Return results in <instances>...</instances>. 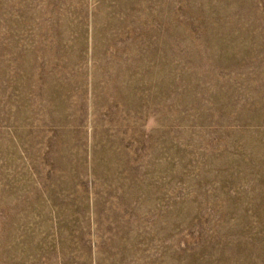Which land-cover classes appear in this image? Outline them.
<instances>
[{
  "label": "rangeland",
  "instance_id": "1",
  "mask_svg": "<svg viewBox=\"0 0 264 264\" xmlns=\"http://www.w3.org/2000/svg\"><path fill=\"white\" fill-rule=\"evenodd\" d=\"M0 264H264V0H0Z\"/></svg>",
  "mask_w": 264,
  "mask_h": 264
}]
</instances>
